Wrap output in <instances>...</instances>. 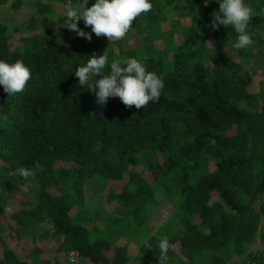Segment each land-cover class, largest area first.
<instances>
[{
  "label": "trees",
  "instance_id": "trees-1",
  "mask_svg": "<svg viewBox=\"0 0 264 264\" xmlns=\"http://www.w3.org/2000/svg\"><path fill=\"white\" fill-rule=\"evenodd\" d=\"M244 2L250 24L264 28V0ZM150 3L154 26L168 22L156 6L185 19L169 23L166 61L120 57L108 43L57 34L52 24L40 30L34 16L28 33L0 22V60L19 59L32 74L23 92L0 86V218L21 195L15 236L58 243L52 259L39 247L21 259L0 222V264H158L164 237L175 245L166 264H264V248L255 247L264 239V91L251 90L255 76L243 63L261 70L264 29L236 49L234 28L209 27L218 0ZM105 50V74L112 61L134 58L162 78L159 100L139 110L119 97L96 103L75 70ZM19 167L35 178L13 175Z\"/></svg>",
  "mask_w": 264,
  "mask_h": 264
},
{
  "label": "clouds",
  "instance_id": "clouds-1",
  "mask_svg": "<svg viewBox=\"0 0 264 264\" xmlns=\"http://www.w3.org/2000/svg\"><path fill=\"white\" fill-rule=\"evenodd\" d=\"M210 0H204L205 6ZM219 10L211 13L212 21L209 27L215 31L221 25L231 26L238 34L236 49H244L254 44L248 29L253 9L245 4L244 0H218ZM66 28L73 31L78 37L89 42L92 34L96 37H106L110 42L122 40L129 33L137 17L150 12L153 5L150 0H95L88 7V0H80L74 4L67 0L65 4ZM83 20L84 27L91 28V33L78 27V22ZM208 43H211L209 41ZM212 44V43H211ZM108 65V55L105 50L102 55L93 54L86 65L75 70L79 85L93 92L96 103L107 104L110 97H119L121 102L129 109L137 110L146 107L150 102H157L164 88V81L155 72L146 71L144 65L137 59L129 58L123 61L114 60L110 64V74H105ZM99 77V79H97ZM32 78L31 70L21 60L7 63L0 60V86L7 95L23 92L27 83ZM13 175L19 174L25 180L35 178L32 169L19 167ZM160 255L158 264H166L168 252L175 245L167 237L158 242ZM151 249V245H147Z\"/></svg>",
  "mask_w": 264,
  "mask_h": 264
},
{
  "label": "rangeland",
  "instance_id": "rangeland-1",
  "mask_svg": "<svg viewBox=\"0 0 264 264\" xmlns=\"http://www.w3.org/2000/svg\"><path fill=\"white\" fill-rule=\"evenodd\" d=\"M17 0H0V22L5 23L9 26V28L16 27L20 29L19 33L27 32L26 25L30 22L32 16L35 17V22H37V26L40 30L45 29L47 25H54L56 27V33L59 34L60 31L64 32L65 35H76L75 32L69 31L66 26V18L64 16L65 13V4L67 0H21V4L17 7L15 6ZM80 0H73V3H79ZM95 0H88V7H90ZM45 5L46 9H41L40 6ZM49 6V8H48ZM158 7V8H157ZM160 19L167 18L168 22L158 25L151 24L148 20H146L147 13L142 14V18L140 16L139 25L136 28H132L129 33L122 40L109 41L106 37H96L95 34H92V39L98 40L100 42L108 43L109 46L108 51L111 52L113 50L116 55L120 57H128L129 55L126 53L130 52V55L137 53H151L155 56H160L163 60H169L172 56V34L168 31L169 23L173 22V20H182L178 15V11H174L173 8H165L162 6H156ZM78 27L83 29L86 32L91 33V28H85L83 20L78 22ZM263 26L260 21L252 22L249 25V33L254 34L259 31H263ZM25 30V31H24ZM196 32V28L194 29ZM139 31V32H138ZM28 33V32H27ZM19 37V35L15 36V41ZM178 39H182L181 36H177ZM211 43L215 45V41ZM211 44V45H212ZM125 51V52H124ZM124 52V53H123ZM235 59L241 62L240 56H237V53H233ZM264 61V59H262ZM245 67L248 68L255 79L253 81L251 90L255 92L264 91V65L261 67V70L255 67L253 60H247L243 62ZM16 203L14 206L2 217L0 218V222L4 226V230L2 232V238L6 242V244L11 247L18 257L24 259L28 256V254L35 248L39 247L42 250V254L44 258L52 259L56 255V248L58 243L53 242L51 240L39 239L38 241H34L31 235L23 236V238H18L15 236L14 231L17 228L15 221L12 218V214L15 213L22 204L19 202L25 201L21 195H17L15 198ZM104 205L108 206L107 196L104 195L102 198ZM159 223V221H157ZM264 248V239H260L255 245V247ZM2 246L0 244V256L2 254ZM234 261H238L237 257L234 258Z\"/></svg>",
  "mask_w": 264,
  "mask_h": 264
}]
</instances>
